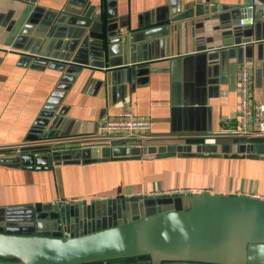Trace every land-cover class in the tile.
<instances>
[{
    "label": "crops",
    "instance_id": "obj_1",
    "mask_svg": "<svg viewBox=\"0 0 264 264\" xmlns=\"http://www.w3.org/2000/svg\"><path fill=\"white\" fill-rule=\"evenodd\" d=\"M177 1L0 0V230L34 227L37 207L127 198L141 217L174 194L264 199V137L237 125L240 65L264 108V0ZM123 111L151 130L99 132ZM86 142L156 153L20 159Z\"/></svg>",
    "mask_w": 264,
    "mask_h": 264
},
{
    "label": "water",
    "instance_id": "obj_2",
    "mask_svg": "<svg viewBox=\"0 0 264 264\" xmlns=\"http://www.w3.org/2000/svg\"><path fill=\"white\" fill-rule=\"evenodd\" d=\"M178 4L170 0L173 12ZM155 153L84 143L20 159L50 166ZM154 204L162 209L141 217L127 198L37 207L34 227L0 230V264H264V199L199 192L161 196Z\"/></svg>",
    "mask_w": 264,
    "mask_h": 264
},
{
    "label": "built area",
    "instance_id": "obj_3",
    "mask_svg": "<svg viewBox=\"0 0 264 264\" xmlns=\"http://www.w3.org/2000/svg\"><path fill=\"white\" fill-rule=\"evenodd\" d=\"M262 1L263 0H252V6H259ZM244 23L245 20H240L239 26L242 27ZM251 93V79L248 65L242 64L239 67L238 74L239 102L237 125L240 132H242L243 134L254 133L256 136L264 137V108L258 102L252 101ZM98 130L101 134H122L123 138H121V140H125L124 142H126L130 137L136 134L142 135L148 133L151 130V124L149 120L145 118H136L130 112L123 111L117 117L101 118L98 124ZM86 143L92 144V142ZM61 144L66 146V143L60 142L59 145ZM29 148L32 147L19 146L16 148H12L11 151L15 154H20L25 151L24 149ZM157 195L161 196L165 194L161 193Z\"/></svg>",
    "mask_w": 264,
    "mask_h": 264
},
{
    "label": "rangeland",
    "instance_id": "obj_4",
    "mask_svg": "<svg viewBox=\"0 0 264 264\" xmlns=\"http://www.w3.org/2000/svg\"><path fill=\"white\" fill-rule=\"evenodd\" d=\"M178 195H179V194H178ZM178 195L174 194L175 197L178 196ZM158 196H159V195H158Z\"/></svg>",
    "mask_w": 264,
    "mask_h": 264
}]
</instances>
